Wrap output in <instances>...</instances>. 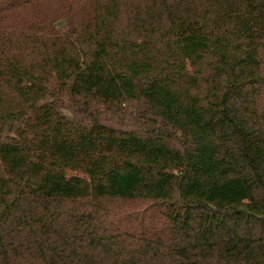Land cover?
I'll return each mask as SVG.
<instances>
[{
    "label": "trees",
    "instance_id": "16d2710c",
    "mask_svg": "<svg viewBox=\"0 0 264 264\" xmlns=\"http://www.w3.org/2000/svg\"><path fill=\"white\" fill-rule=\"evenodd\" d=\"M59 1L0 0V264H264V0Z\"/></svg>",
    "mask_w": 264,
    "mask_h": 264
},
{
    "label": "rangeland",
    "instance_id": "374dc122",
    "mask_svg": "<svg viewBox=\"0 0 264 264\" xmlns=\"http://www.w3.org/2000/svg\"><path fill=\"white\" fill-rule=\"evenodd\" d=\"M69 7H67V5H64V1L61 0L59 2H57L56 4H51L52 8H49L47 4H44L42 6H40L39 8H44L41 10V13L43 15V17H47L51 12L52 16L53 14H68L69 11H73L75 14L77 15L78 10H80V8H78L82 3H84L86 0H69ZM48 7V8H46ZM68 8V10L66 11V9ZM38 20V15L37 14H29V9H25L22 11H18L17 13L13 14L12 16H8L6 18V21L3 20V24H7V25H17V26H25L26 24H29L30 26H32V24L29 22L30 20ZM63 19V18H62ZM54 26H62L63 25V20H59V21H54ZM147 206V203L145 204H141L139 205V207H142V209H145V207Z\"/></svg>",
    "mask_w": 264,
    "mask_h": 264
}]
</instances>
